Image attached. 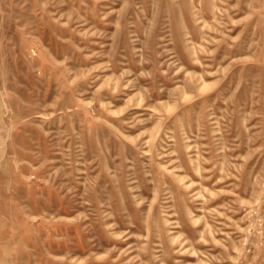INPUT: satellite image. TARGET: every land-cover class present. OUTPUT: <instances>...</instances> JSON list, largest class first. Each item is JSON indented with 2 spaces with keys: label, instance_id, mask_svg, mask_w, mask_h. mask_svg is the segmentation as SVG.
<instances>
[{
  "label": "rangeland",
  "instance_id": "374dc122",
  "mask_svg": "<svg viewBox=\"0 0 264 264\" xmlns=\"http://www.w3.org/2000/svg\"><path fill=\"white\" fill-rule=\"evenodd\" d=\"M0 264H264V0H0Z\"/></svg>",
  "mask_w": 264,
  "mask_h": 264
}]
</instances>
